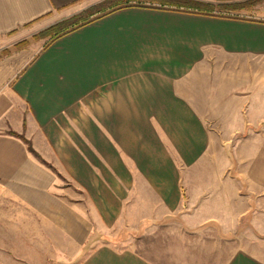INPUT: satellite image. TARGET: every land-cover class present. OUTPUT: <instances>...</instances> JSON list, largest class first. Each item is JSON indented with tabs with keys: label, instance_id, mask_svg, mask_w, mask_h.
I'll list each match as a JSON object with an SVG mask.
<instances>
[{
	"label": "crops",
	"instance_id": "0c3cea01",
	"mask_svg": "<svg viewBox=\"0 0 264 264\" xmlns=\"http://www.w3.org/2000/svg\"><path fill=\"white\" fill-rule=\"evenodd\" d=\"M81 1L0 0V264H264V18Z\"/></svg>",
	"mask_w": 264,
	"mask_h": 264
},
{
	"label": "rangeland",
	"instance_id": "374dc122",
	"mask_svg": "<svg viewBox=\"0 0 264 264\" xmlns=\"http://www.w3.org/2000/svg\"><path fill=\"white\" fill-rule=\"evenodd\" d=\"M215 2L213 4H210ZM201 6H199V5ZM216 6H215V5ZM128 5H153V6H190V7H197L200 8L199 11H207V12H214L216 13H224L228 12L233 15H240V14H249L252 16H258L264 18V0H212L205 2H201L199 0H82L81 2L59 12L58 14L54 15L52 19H49L50 26L39 35L34 38V41H41L47 42L50 40V37H55L56 35L64 34L68 31H71L90 20L106 14L110 11L116 10L123 6ZM226 7H230L226 9ZM172 8V7H171ZM89 13V15H87ZM24 44L29 45L26 42H20L17 45L23 46ZM25 46V45H24ZM8 54V51H1L0 57L5 56ZM256 103L264 104L260 102V99L256 97ZM252 100V99H251ZM251 100L243 98L241 95L237 102L233 101V104H238V106H244V104H250ZM254 101V100H253ZM255 103V102H254ZM264 126V125H263ZM246 133V138L251 133H258L264 134V127L260 126L256 129L248 127L241 135ZM245 136V135H244ZM236 140H233L229 143H219V150L221 151V161L223 165L230 164L234 162L237 165L236 161L238 160V153L237 147L235 146ZM226 147V150H225ZM229 155L231 158V162L227 161V156ZM133 234L138 235L140 231L133 232ZM119 239V240H118ZM118 239H104L105 242L116 243L123 239V237H119ZM103 240V239H102Z\"/></svg>",
	"mask_w": 264,
	"mask_h": 264
},
{
	"label": "trees",
	"instance_id": "16d2710c",
	"mask_svg": "<svg viewBox=\"0 0 264 264\" xmlns=\"http://www.w3.org/2000/svg\"><path fill=\"white\" fill-rule=\"evenodd\" d=\"M174 1V0H173ZM176 1V0H175ZM197 5H199V4H197ZM199 6H201V5H199ZM230 7H226V9H229ZM87 15H89V13L87 14ZM86 23H88V22H86ZM29 149H30V151L31 152H33V150H32V148L31 147H29ZM37 157H38V155H36Z\"/></svg>",
	"mask_w": 264,
	"mask_h": 264
}]
</instances>
